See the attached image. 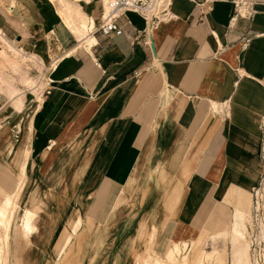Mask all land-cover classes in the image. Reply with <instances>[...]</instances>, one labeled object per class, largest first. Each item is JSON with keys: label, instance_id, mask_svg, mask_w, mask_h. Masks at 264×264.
Wrapping results in <instances>:
<instances>
[{"label": "crops", "instance_id": "0c3cea01", "mask_svg": "<svg viewBox=\"0 0 264 264\" xmlns=\"http://www.w3.org/2000/svg\"><path fill=\"white\" fill-rule=\"evenodd\" d=\"M169 1L174 17L150 29L146 16L126 9L118 19L121 34L97 30L105 0H83L89 29L82 39L38 0H16L3 26L29 45L45 47L47 35L61 58L55 67L48 62L44 101L27 105L16 130L15 140L27 141V151L32 144L33 166L44 164L41 181L46 174L47 184L55 169L50 165L60 142L81 134L79 188H111V207L124 182L141 171L147 181L153 175L164 197L153 200L149 221L156 214L177 239L190 242L203 223L210 230L220 225L264 173V0H251L247 17L234 16L233 0L159 4ZM81 141L76 137L59 159L77 152ZM166 208L178 209V217L163 220ZM43 212L35 223L44 232ZM149 242L142 244L144 254ZM193 243L184 242L183 249ZM173 244L180 248L173 241L167 254ZM189 253L190 264L197 263Z\"/></svg>", "mask_w": 264, "mask_h": 264}, {"label": "rangeland", "instance_id": "374dc122", "mask_svg": "<svg viewBox=\"0 0 264 264\" xmlns=\"http://www.w3.org/2000/svg\"><path fill=\"white\" fill-rule=\"evenodd\" d=\"M38 1L48 7L53 6L59 17H61L60 12H70L79 25H84L86 30L89 29L88 21L81 11L83 0ZM15 4L16 0H0V29L6 32L5 38L7 37L10 45L16 51L25 53L28 58L21 60V56L13 52L10 45L4 41L3 51L11 57L10 60H4L1 63L4 59V53L1 52L0 150L3 149L5 156L0 153V199L4 195L5 197L0 201V206L7 198H11L14 202L7 207L3 206L4 211L10 209L12 214L9 222L3 218L6 224L4 222L2 225L0 221V248L2 249L0 264H162L173 241L179 244L180 249H183L184 242L190 244L195 241L194 247L198 250L197 257H203L204 254L210 252L220 253L219 258L224 264H235L228 250L230 234L228 230H225V227H230L233 221L238 229L246 232L251 264H264L262 255L264 254V228H262V236L261 231L258 234L255 231L251 232L249 226L252 195L235 202L231 210L224 214L220 225L210 230V224L203 223L201 229L194 232L192 240L188 242L187 238L177 239L170 226L160 222L159 216L154 218V224H152L153 226L158 225L157 227L148 225L150 215L152 211H155L152 207L153 200L162 202L164 195L159 194L161 189L159 180L157 179V182L152 185L153 175H150L147 181L146 172L142 173V171L138 173L136 180L130 178V181L128 179V182H124L122 187L124 194L119 197L121 204L117 210L118 220L115 219L116 216H112L107 225L101 222L104 221L111 205V188H79L82 179L81 165L78 160L80 150L85 143V138L81 134H73L67 143L60 142L58 149L61 151L50 165L55 169L47 184L43 182L46 174L41 181L44 164L41 163L39 166L37 163L36 168L35 165L33 166L32 159H34L35 151L32 149V144L29 142L30 152L27 151L25 146L27 141L20 143L15 140L16 130L22 113L26 114L28 111L27 105L35 99L40 103L44 101V96L49 90L47 87L49 75L46 72L48 62L49 66L55 67L61 58L54 55L57 47L52 49L54 44L47 41V35L43 37L45 47L29 45L22 42L21 36H16L13 31L3 26L6 20L4 16L12 19ZM89 8L87 4L84 5L86 11ZM48 49L51 51L47 52ZM54 62L57 63L52 66ZM13 93H20V95L11 101ZM32 114L28 116V119ZM76 137L81 138V147L79 146L77 152L73 154L70 152V155L59 159L63 154L62 151H66ZM24 157V161H19ZM33 168L38 174L33 171ZM154 176L157 178L156 175ZM36 178L37 181L34 182ZM54 185L56 192L52 190ZM74 185H76L75 188ZM185 188L186 183L180 187L181 193ZM236 205H239L238 209L243 212H238ZM12 208H14L13 211ZM43 210L47 212L45 231L41 236L31 237L24 228L26 216L31 211L29 214L32 213L34 218L36 215L44 217ZM48 213L51 216L47 215ZM177 213L178 209L166 208L162 219L171 222L178 217ZM87 217H89L88 223ZM35 222L32 220L33 228L38 231L40 225ZM144 231L147 233L139 239ZM6 232H9L8 236L5 235ZM260 236L261 247L259 251L257 247L255 253H252L250 241L252 239L256 241ZM141 240L150 241L146 254L141 245L136 244ZM190 254L187 247L181 251L180 259Z\"/></svg>", "mask_w": 264, "mask_h": 264}, {"label": "bare ground", "instance_id": "6f19581e", "mask_svg": "<svg viewBox=\"0 0 264 264\" xmlns=\"http://www.w3.org/2000/svg\"><path fill=\"white\" fill-rule=\"evenodd\" d=\"M109 9H110V5L108 3V0H105V9H104L105 13H104V16L109 11ZM60 14H61L62 20L66 23V25L70 28V30L79 39L82 38V37H84V36H88V33H87L88 31L85 29V26L84 25L83 26L79 25L76 22V20L73 18L72 14L70 12L69 13L68 12H60ZM83 19H84V17H83ZM1 31L3 32L2 29H0V32ZM6 35L7 34L2 35V39H4V41H6V43L10 45V42L6 39L7 37L5 38ZM91 39H92V41L95 40L93 36L91 37ZM10 47L12 48L13 52H15L19 56H21V58H20L21 60H24V59H27L28 58V56L25 55V53H22L20 51H16V49H14L12 47V45H10ZM2 51H3V48L0 50V56L2 54L1 53ZM3 53H4V59H3V61H1V63L4 62V60L5 61L10 60V57H11L8 53H5V51H3ZM0 66H2V65H0ZM19 95H20V93H17V94L16 93H13L11 95V98L10 99L13 101L16 98H18ZM122 194H124V193H120L119 196H118L117 201H115V203L112 204V206L110 207V211L108 213V216L104 220L103 224H106L107 225L109 223L111 217L114 216V214H116L115 210L117 209V207L120 204L119 197ZM12 202H14V201L11 200V198H7L3 202V204L0 206V221H2V225L4 224V222L6 224V220L8 222L10 221L9 218L11 217V214H12L10 209H8L7 211H4L3 210V206L4 207L5 206L7 207ZM13 209L14 208H12V211H13ZM237 211L238 212H241L240 209H238ZM29 213L26 216V219H25L26 221H24L25 222L24 223V228L31 235V237H33L34 235L41 236L42 233H43V230L38 229V231H36V228H33V224H32V220L35 221L38 215H36V217L34 218L33 215H31L32 213L31 214H29ZM156 217H157V215L154 214L153 215V218L149 221L148 225L154 224L153 220ZM3 218H6V220L3 221ZM88 219H89V217L86 218L87 223L89 222ZM0 224H1V222H0ZM234 224H235V221H233V223H232V225L230 227H225V230H228V232L230 234L229 248H228L229 253L232 255L235 264H251V262L249 260V249H248V245H247V241H246V232L241 231ZM157 226L158 225H155L153 227H157ZM225 226H227V225H225ZM34 227H35V225H34ZM6 228H7V231H8L9 230L8 224L6 225ZM88 228H89V226H88ZM262 228H264V227H262ZM262 228H261V234L263 236V229ZM8 233L9 232H6L5 235L8 236ZM143 234H144V232H143ZM143 234H142V236H143ZM214 235H217V234H214ZM214 235H212V237H214ZM143 242H145V241H143V240L140 241L141 247H142ZM250 243H251V241H250ZM172 246H176V247H172L170 249V253L167 254V261H166V263L167 264H190V261H191V258H189L190 256L188 257V255H185V256H183L182 260L180 259L181 251H184V249L178 248L176 244H173ZM194 246H195V243H193L192 246H190V250L189 251L195 252L196 255H197V251L198 250H197V247H194ZM145 249H147V248H145ZM225 250H226V248H225ZM1 251H2V249L0 248V252ZM219 254L220 253H214V252L206 253V254H204L203 257L199 256L197 258V263H195V264H224L223 261H222V259L219 258L220 257Z\"/></svg>", "mask_w": 264, "mask_h": 264}, {"label": "built area", "instance_id": "2783aa9c", "mask_svg": "<svg viewBox=\"0 0 264 264\" xmlns=\"http://www.w3.org/2000/svg\"><path fill=\"white\" fill-rule=\"evenodd\" d=\"M161 0H108L110 5L109 11L103 17L102 22L98 26L97 30L103 34L114 32L121 34L123 32L122 26L118 23V19L126 9L134 10L144 16L148 21V28H152L159 24L163 20L174 17L169 5L170 1L166 5H160ZM234 2V16H251L254 11L253 1L251 0H233ZM146 32V31H145ZM6 32H0V50L4 47V39L2 35ZM47 66V65H46ZM45 66V67H46ZM252 204L250 209L251 223H249L250 230L255 231L258 234L261 228L264 227V173L261 176L258 183L252 188ZM263 238V237H262ZM261 236L254 241L251 240L250 248L252 253L256 251V248L261 247ZM264 257V254H262Z\"/></svg>", "mask_w": 264, "mask_h": 264}]
</instances>
